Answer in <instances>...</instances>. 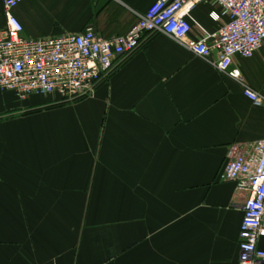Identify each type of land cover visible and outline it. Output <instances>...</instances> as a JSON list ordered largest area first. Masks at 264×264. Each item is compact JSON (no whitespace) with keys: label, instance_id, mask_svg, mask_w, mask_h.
Returning <instances> with one entry per match:
<instances>
[{"label":"crops","instance_id":"1","mask_svg":"<svg viewBox=\"0 0 264 264\" xmlns=\"http://www.w3.org/2000/svg\"><path fill=\"white\" fill-rule=\"evenodd\" d=\"M155 1L21 0L15 15L29 39L89 25L110 38ZM213 10L193 12L210 32ZM234 66L264 95V45ZM59 99L0 88V264L239 263L247 193L225 169L264 138V105L242 84L155 34L92 93Z\"/></svg>","mask_w":264,"mask_h":264},{"label":"built area","instance_id":"2","mask_svg":"<svg viewBox=\"0 0 264 264\" xmlns=\"http://www.w3.org/2000/svg\"><path fill=\"white\" fill-rule=\"evenodd\" d=\"M20 2L3 0L6 28L0 33V88L22 100L35 95L81 99L112 72L120 57L132 54L143 40L165 34L237 80L254 104L264 105V95L250 87L234 66L236 57L252 58L264 45V0H156L126 34L107 38L89 25L83 32L40 39L23 36V23L15 15ZM203 3L217 9L209 14L219 23L215 32L193 15ZM194 29L199 37L192 38ZM230 156L225 179L247 193L238 264H264V249L259 247L264 236V138L245 152L232 148Z\"/></svg>","mask_w":264,"mask_h":264},{"label":"rangeland","instance_id":"3","mask_svg":"<svg viewBox=\"0 0 264 264\" xmlns=\"http://www.w3.org/2000/svg\"><path fill=\"white\" fill-rule=\"evenodd\" d=\"M56 102H65V100H61V99H59V100H57Z\"/></svg>","mask_w":264,"mask_h":264}]
</instances>
